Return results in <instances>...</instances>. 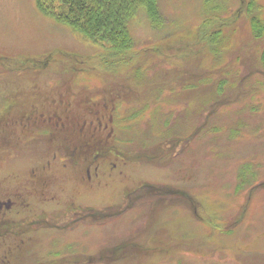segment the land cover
<instances>
[{"label":"rangeland","instance_id":"obj_1","mask_svg":"<svg viewBox=\"0 0 264 264\" xmlns=\"http://www.w3.org/2000/svg\"><path fill=\"white\" fill-rule=\"evenodd\" d=\"M251 2L264 20V0H157L162 26L139 9L129 64L109 70L104 48L35 0H0V104L65 81L117 98L111 146L143 155L117 162L126 175L110 185H31L54 199L32 195L19 210L31 221L16 228L12 264H264V36L254 37ZM25 186L0 185V199ZM42 211L47 221H35Z\"/></svg>","mask_w":264,"mask_h":264},{"label":"flooded vegetation","instance_id":"obj_2","mask_svg":"<svg viewBox=\"0 0 264 264\" xmlns=\"http://www.w3.org/2000/svg\"><path fill=\"white\" fill-rule=\"evenodd\" d=\"M73 75L72 72L70 79ZM61 86L50 93L13 91L11 100L0 104V185H26L24 197V193L14 192L13 196L0 199V264H12L15 248L11 246L16 235L19 236L16 228L31 221L28 214L22 216L19 210L29 207L32 195L37 203L54 199L42 198L45 194L42 190L34 189L33 193L31 185H43L41 189L45 185H110L115 183L114 179L119 181L126 175L117 162L129 156H143L138 152L134 156L125 155L113 143L111 146L113 127L109 122L113 123L117 98L109 97V100L105 96L93 100L74 91L67 81ZM81 96L83 102L78 101ZM81 108L87 111V116L80 115ZM101 108L107 112L102 113ZM47 141L60 144L48 152ZM108 159L116 162L111 163L109 172H101L100 163H107ZM93 175L97 180L92 179ZM15 209L16 216H21L18 224L9 214ZM77 214V209L69 210L71 217ZM47 218L42 211L35 221H47ZM26 227L29 230L30 224ZM6 240L8 245L4 247Z\"/></svg>","mask_w":264,"mask_h":264},{"label":"trees","instance_id":"obj_3","mask_svg":"<svg viewBox=\"0 0 264 264\" xmlns=\"http://www.w3.org/2000/svg\"><path fill=\"white\" fill-rule=\"evenodd\" d=\"M38 9L78 34L82 39L104 48L100 58L107 69L129 64L134 45L129 23L139 9H143L154 29L163 24L157 0H35ZM254 2L247 5L250 26L256 39L264 36V20L255 12ZM257 10V9H256ZM258 11V10H257ZM213 20L204 19L207 29ZM211 27V26H210ZM211 32V31H210ZM216 34L206 35L208 43L216 44ZM215 52V50H214ZM264 65V50L261 57ZM244 182V181H242Z\"/></svg>","mask_w":264,"mask_h":264}]
</instances>
